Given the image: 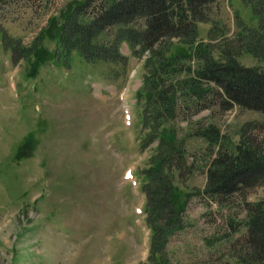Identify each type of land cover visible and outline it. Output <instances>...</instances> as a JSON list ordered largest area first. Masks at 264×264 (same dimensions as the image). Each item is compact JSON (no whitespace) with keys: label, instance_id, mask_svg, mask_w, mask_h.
I'll return each mask as SVG.
<instances>
[{"label":"rangeland","instance_id":"374dc122","mask_svg":"<svg viewBox=\"0 0 264 264\" xmlns=\"http://www.w3.org/2000/svg\"><path fill=\"white\" fill-rule=\"evenodd\" d=\"M68 1L11 0L0 13V26L29 46ZM237 14L258 25L242 0H218L213 20L220 27L211 31L213 21L199 22L198 39L216 43L221 33L231 36L238 30ZM121 51L128 57L125 67L87 62L74 52L28 77L27 62L15 61L0 42V264H156L141 171L157 141L140 145L136 98L149 51L136 55L126 43ZM237 59L264 67V60L248 51ZM202 117L214 121L230 145L257 137L264 142L262 112L236 105L195 116ZM28 137V155L18 160V147ZM206 143L199 138L189 143L187 166L195 167L172 170L178 199L188 196L187 224L161 253L168 264H264L247 245L245 210L264 199V184L227 204L205 200V157H211Z\"/></svg>","mask_w":264,"mask_h":264},{"label":"trees","instance_id":"16d2710c","mask_svg":"<svg viewBox=\"0 0 264 264\" xmlns=\"http://www.w3.org/2000/svg\"><path fill=\"white\" fill-rule=\"evenodd\" d=\"M217 1L70 0L50 16L29 46L0 26V42L15 61L27 62L28 77L37 76L50 61H67L74 52L87 62L125 67L124 42L136 55L149 51L136 98L141 106L140 145L157 141L141 171L150 252L156 264H168L161 251L187 224L188 196L178 199L172 170L183 173L195 167L193 162L187 166L192 139L206 140L205 151L211 155L205 157L207 181L201 191L205 200L227 204L236 194L264 184L263 141L247 138L230 145L214 121L195 118L204 110L219 113L236 105L264 114V67L246 66L237 59L248 51L264 60V0H242L258 18L257 26L237 14L238 30L231 36L221 33L214 38L216 43L200 41L199 22L213 21L211 31L220 27L213 20ZM9 4L11 0H0V13ZM46 41L55 46L50 48ZM30 142L28 137L18 147V160L28 155ZM245 210L247 245L264 260V199L248 203Z\"/></svg>","mask_w":264,"mask_h":264}]
</instances>
